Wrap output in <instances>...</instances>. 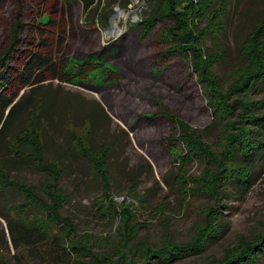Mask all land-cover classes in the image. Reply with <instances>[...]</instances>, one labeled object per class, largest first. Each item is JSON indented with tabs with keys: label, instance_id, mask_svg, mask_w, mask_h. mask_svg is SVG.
I'll list each match as a JSON object with an SVG mask.
<instances>
[{
	"label": "rangeland",
	"instance_id": "1",
	"mask_svg": "<svg viewBox=\"0 0 264 264\" xmlns=\"http://www.w3.org/2000/svg\"><path fill=\"white\" fill-rule=\"evenodd\" d=\"M166 1L94 0L86 12L78 0H22L24 21L41 10L56 22L71 80L50 79L22 90L14 102L27 98L0 136V264H88L89 248L100 255L118 254L127 238L120 218L125 208L132 214L130 245L138 260L150 246L195 244L208 221L213 225L196 250L171 260L153 257L147 264H213L263 231L264 128L255 134L261 150L249 162L250 188L221 181L218 192L212 191L209 172L219 169V163L213 155L186 149L181 126L211 145L219 158L226 119L221 103L204 93L191 60L169 52L172 43L162 35L176 18L166 14ZM180 2L179 25L192 28L197 50L202 46L204 57L211 58L214 88L226 94L255 67L250 39L264 19V0ZM16 9L17 0H0V54L8 45ZM119 13L116 31L110 33ZM85 62L101 67L83 76ZM257 85L247 93L233 91L230 100L245 97L252 109L259 102L255 113H263L264 82ZM33 133L41 158L60 168L54 187L51 171L34 154ZM86 146L108 150L114 202L102 176L80 153ZM244 157L235 152L232 164H247ZM14 182L35 188L41 197L56 191L59 200L53 206L60 217L49 223L53 210L22 205L26 193ZM9 220L27 229L38 224L50 237L15 247ZM59 237L65 246L72 239L80 250L68 254ZM258 264H264V253Z\"/></svg>",
	"mask_w": 264,
	"mask_h": 264
},
{
	"label": "trees",
	"instance_id": "2",
	"mask_svg": "<svg viewBox=\"0 0 264 264\" xmlns=\"http://www.w3.org/2000/svg\"><path fill=\"white\" fill-rule=\"evenodd\" d=\"M78 1L83 5L86 12L95 3L94 0ZM166 2L168 3L166 14L176 18V23L169 25L166 33L162 35L164 39L172 43V49H169V52L176 50L191 60L198 77L197 79L202 83L204 93L211 102L221 103V114L226 119V129L224 130L221 144V157L218 158L217 152L213 150L212 146L200 141L198 136L190 131L186 124L180 123L183 125L181 126L183 129L182 139L185 147L197 155H213L215 162L219 163V169H211L209 172L212 181V191L218 192V185L221 184V181H227V183L235 181L247 190L252 184L250 179L252 166L249 162L261 150V140L256 138L255 134L260 128H264V112L261 114L255 113V109L258 107L256 104L259 102H253L255 106L252 109L249 100L245 97H237L233 101L230 98L233 91L246 92L250 85L253 90L258 86L257 84L264 82V19L254 29L250 39V49L255 67L248 72L244 80L237 87L223 94L220 89L214 88L217 78L211 71V58L204 57L203 53L205 51L202 46H200L199 51L197 50V36L193 35L192 28L187 29L183 25H179L182 19L179 7L182 5V2L180 0H167ZM22 7V0H17L15 23L11 27L8 45L0 54V136L4 133V128L16 110L27 98L22 95L14 102L22 90H26L27 88L33 89L50 79L71 80L68 73L69 56L63 50V38L57 32L58 26L54 19L42 14L41 10H38V16L36 15L32 21H24ZM45 17L47 18L45 19ZM90 63L85 62L83 64V76L86 75L88 69L94 70L101 67V64L91 65ZM210 93H213V97L210 96ZM224 98L226 99L223 100ZM31 140L34 144L33 151L36 159L39 160V165L51 171L52 181L50 185L52 187L56 186L60 181V168L55 163L49 164L44 158H41V145L36 133H33ZM82 149L78 150L92 163L98 174L102 176L107 185L108 199L110 202H114L112 193L108 187L110 177L107 170V161L105 160L108 150L103 146L99 149H94L90 146L82 147ZM237 151L245 154L244 159H246L247 164L239 166L232 164V159ZM225 153L227 154L225 155ZM13 185L21 187L22 192L26 193L25 202L22 204L26 208L40 204L45 208L53 210L54 212L51 214L50 221L48 218L49 223H52L51 220L60 217L61 214L57 212L55 205L53 206V203L59 200V195L56 194V191L48 194L46 197H41L35 188L30 189L17 182H14ZM125 210L126 208L120 214L123 229H127L124 232L127 238L121 247L122 251L120 248L118 254L100 255L91 252L89 248L91 259L87 262L88 264H147L153 257H166L171 260L184 255L185 252L192 249L196 250L200 244L199 240L201 237L204 234H208L213 228L212 223L208 221L209 224L201 230L202 232L194 242L195 244L170 242L159 247L150 246L141 254L143 255L142 260H138L136 255L137 249L130 245L133 239L134 227V224L131 222L132 214L131 211L127 210L126 212ZM69 223L68 221L67 224L69 225ZM32 225L36 226L27 229L23 224H13L10 220L8 221L11 241L15 247L19 245L31 246L34 245V242H43L50 237L47 229L41 226L38 227V224ZM59 239V243L65 242L61 237ZM67 241V246L63 243L61 244L68 254H73L80 250L75 241L72 239H67ZM124 249H128L129 254ZM260 253H264V229L262 232L255 234L251 241L243 240L238 246L228 249L224 257L213 264H258Z\"/></svg>",
	"mask_w": 264,
	"mask_h": 264
},
{
	"label": "bare ground",
	"instance_id": "3",
	"mask_svg": "<svg viewBox=\"0 0 264 264\" xmlns=\"http://www.w3.org/2000/svg\"><path fill=\"white\" fill-rule=\"evenodd\" d=\"M119 16H120V13L118 14V16L115 18V19H113L114 21H113V28L112 29H110L109 30V32L110 33H113V32H115L116 31V26L118 25V22H119ZM119 31V30H118ZM120 32V31H119Z\"/></svg>",
	"mask_w": 264,
	"mask_h": 264
}]
</instances>
